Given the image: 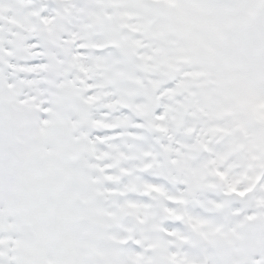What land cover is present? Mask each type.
<instances>
[{"label": "snow or ice", "instance_id": "1", "mask_svg": "<svg viewBox=\"0 0 264 264\" xmlns=\"http://www.w3.org/2000/svg\"><path fill=\"white\" fill-rule=\"evenodd\" d=\"M0 264H264V0H0Z\"/></svg>", "mask_w": 264, "mask_h": 264}]
</instances>
